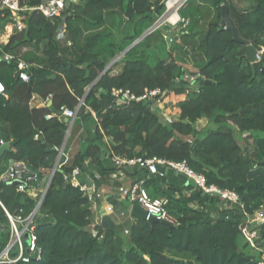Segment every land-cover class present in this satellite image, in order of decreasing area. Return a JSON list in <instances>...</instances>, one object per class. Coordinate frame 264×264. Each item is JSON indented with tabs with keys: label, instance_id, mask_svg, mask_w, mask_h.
<instances>
[{
	"label": "trees",
	"instance_id": "obj_1",
	"mask_svg": "<svg viewBox=\"0 0 264 264\" xmlns=\"http://www.w3.org/2000/svg\"><path fill=\"white\" fill-rule=\"evenodd\" d=\"M76 1L64 13L65 40L61 44L56 39L59 17L50 21L31 11L21 16L23 29L14 27L2 46L14 60L0 61L5 94L0 95V140L16 144L3 154L0 172L8 162L22 161L46 182L67 124L62 117L45 116L62 107L75 110L82 101L71 136L93 115L95 118L93 131H87L80 150L54 172L41 203L36 226L39 259L18 264H256V258L243 251L246 245L240 247L241 228L211 217L200 194L184 196L178 188L168 186L176 194L171 196L154 181H145V187L156 188L158 197L168 198L167 210L178 224L169 228L137 219L125 239L101 224L91 227L88 199L65 183L63 175L81 168L86 159L93 160L99 174L105 175L115 169L112 155L185 161L205 177L207 186L234 192L248 216L264 208V138L253 135L264 132L263 64L247 62L245 46L235 43L232 34L220 26L221 7L227 6L240 37L264 48V0H242L249 3L242 9L230 0H188L178 14L189 24L174 44L181 57H192L191 62L172 55V48L150 65L140 50L149 47L154 36L155 45L167 46L156 29L107 70L110 60L162 16L165 0ZM19 2L31 8L40 0ZM118 19L128 21L131 31L116 41L113 30ZM203 20L206 23L199 25ZM11 23L8 12L0 16L2 29ZM18 62L27 67V82L17 78ZM117 64L121 71L113 75L112 67ZM185 74L203 80L197 78L196 92L175 100L171 123L162 124L147 104L116 105L111 96L114 89H128L136 96L159 89L169 90L175 97L187 88L185 84L175 88L176 79ZM202 121L207 124L197 128ZM236 133L248 134L243 142L254 147L252 155L245 153ZM48 147L54 150L48 152ZM36 200L0 183V202L11 215L28 214ZM195 203L200 209L194 208ZM0 222H6L1 206ZM259 230V241H264V223Z\"/></svg>",
	"mask_w": 264,
	"mask_h": 264
},
{
	"label": "built area",
	"instance_id": "obj_2",
	"mask_svg": "<svg viewBox=\"0 0 264 264\" xmlns=\"http://www.w3.org/2000/svg\"><path fill=\"white\" fill-rule=\"evenodd\" d=\"M74 1L76 0H40L38 5L29 8L27 6H21L19 0H0V16L4 17L8 12L11 15L12 21L11 24L5 25L3 29L9 27L12 32L15 27L17 31H21L23 29V23L21 21L22 14L25 12L36 11L50 21L59 17L60 23L64 26H58L56 39L65 40L64 22L67 15L64 13L67 11L70 4L74 3ZM170 1H172V6L174 8L171 12L166 7V4ZM187 1L188 0H165V14H162L163 16L157 21L161 20V24L164 22L168 23L167 17L169 14L175 13L178 16V20L171 26H175L178 23L187 25V20L181 18L178 14L179 9L183 8ZM3 29L0 25V61L11 62L14 60V57L5 53L2 49V46L6 44L3 43L1 39V31ZM66 43L68 45L70 44L68 40H66ZM263 57L264 48H260V50L256 53V59L261 61ZM26 68L27 67L23 62H18L17 78L23 82H27L29 80V77L25 72ZM105 70L107 69L105 68ZM188 78L190 80H197L198 77L189 76ZM180 80L183 81L185 79L181 78ZM176 83H179L178 78L176 79ZM0 95L5 96L4 88L1 83ZM170 95L171 91H160L159 89L145 90L141 96L132 94L128 89H114L111 92V96L113 97L116 105H128L130 103L147 104L158 114V116L163 117L162 119L165 123H171L173 120L170 115ZM46 102L49 103V99H47ZM81 105L82 101L79 102L75 110L62 107L52 115H46L45 119H50L51 117L67 118L70 121L67 123V129L69 130ZM2 144L3 142L0 140V145ZM64 149L63 143L61 147L57 149L58 155L53 171L48 180L44 183L39 180L38 172L34 171L30 166L22 161H10L6 165L4 171L0 172L1 184L12 185L15 183L16 185H14V187L18 193L27 194L31 197L37 198L34 207L26 215L22 214V212L16 215H11L0 202V206L4 211L6 219L5 223L0 222V264L29 263L34 259H39L40 251L37 245L36 235L37 219L40 217V206L45 196L49 180L52 178L55 171L60 170L61 167L66 165L69 161V157L64 152ZM111 162L117 170L131 168L143 173L146 178L153 176L160 179L164 178L165 172L159 173L158 171V167L163 166L166 172H176L177 174L182 175L187 181H192L195 189L197 191H202L204 196L211 198L217 197L223 201L239 204L238 197L234 192L220 190L214 186H207L205 177L201 174L195 173L185 161L172 162L157 157L143 158L112 155ZM63 180L65 183L77 188L88 200H91L94 196L93 178L89 175H85L81 171V168L76 167L70 174L63 175ZM116 194L120 199L128 202L132 206L138 204L145 211V220L147 221L150 217H154L159 222L164 221L172 227L178 224V220L167 210L169 201L166 196L156 198L149 196L145 187V177L138 179L129 185L119 186ZM107 211L114 212V208L108 207ZM117 214L119 216H123L122 211H118ZM247 218V225L240 227L241 233L244 235L248 243L254 245V242L260 238L259 226L264 223V208L255 212L253 216L247 215ZM252 223H256L258 227L252 226ZM99 224V222H93L91 227L95 228ZM123 233L124 235H128L127 230ZM255 262L256 264H264V251H262L260 256L256 258Z\"/></svg>",
	"mask_w": 264,
	"mask_h": 264
},
{
	"label": "crops",
	"instance_id": "obj_3",
	"mask_svg": "<svg viewBox=\"0 0 264 264\" xmlns=\"http://www.w3.org/2000/svg\"><path fill=\"white\" fill-rule=\"evenodd\" d=\"M230 1L235 6H237L239 2H241V5L244 7L249 5L248 2H244L242 0H230ZM170 5L171 3L169 4V7ZM185 20H187V24H189V20L188 19ZM205 23L206 22L203 20L200 21L199 25H204ZM185 27L186 25H184L183 23H178L175 26H171L170 29L168 28L167 30L164 31V37L168 35L167 37L173 39V41L176 42L177 38H179L177 37V34H180L181 31L185 29ZM11 34L12 32L9 27L1 31V39L3 43H7L8 38L10 37ZM114 63L108 65L106 69H109ZM116 66L112 67L111 74L113 75H116L121 71L122 67L121 66L116 67ZM47 105H49V103H47ZM162 118H163L162 116H158L159 121L162 124H164L165 122H163ZM82 125L80 126L81 128L76 133L73 134V136H71V131H72L71 129L70 138L68 137L69 138L68 139L66 137V140L64 142V148H65L64 151L69 158L74 156L78 152V150H80L81 146H83L86 138L88 137L87 131L90 132L93 131V128L95 126L94 115L92 116L91 119H89L85 124ZM105 141L108 143L109 139L107 138L105 139ZM102 153H105V149H102ZM81 171L85 175H89L93 178L94 196L92 197L91 200H88L90 203V209L92 211L93 221L95 223L99 222L101 224L102 217L109 216L113 223V229L116 230L117 233L119 235H122L123 238L125 239H126V235H124L123 232L125 230L129 231L130 227L136 223L137 218L131 215L132 205L120 199L117 196L116 193H117V188L119 186L129 185L134 181L145 177V181L147 180L154 181L156 187L159 190H162L167 195L176 196L174 192L169 190L168 186H173L178 188L184 196H192L196 193L199 194L200 192L195 189L194 185H192L190 181H187L182 175H179L173 171H168V172L165 171V177L163 181H161L160 178L155 176L146 178V176H144L143 173L138 172L131 168H125L121 170L114 169L109 173H106L105 175L101 176L99 174V167L91 159H86L84 161L81 167ZM146 189L150 197L152 196H155V198L158 197L155 192L156 188H154L152 185L150 184L146 185ZM202 198L204 199V204H205L204 209L206 212H208L211 215V217L219 220H226L233 222L237 224L239 227L244 226L248 223L247 215L243 212L242 206L240 204L223 201L217 197L211 198L204 196ZM197 205L195 203V205H193L194 208L200 209V206ZM108 207H113L114 212L107 211ZM118 211H122L123 216H119L117 214ZM251 225L254 227H258L256 223H252ZM239 244L242 249L246 245L243 251L246 254L252 256L254 259L259 257L261 252L264 251V241H259V244H256V246L251 245L246 241L244 235H242Z\"/></svg>",
	"mask_w": 264,
	"mask_h": 264
},
{
	"label": "rangeland",
	"instance_id": "obj_4",
	"mask_svg": "<svg viewBox=\"0 0 264 264\" xmlns=\"http://www.w3.org/2000/svg\"><path fill=\"white\" fill-rule=\"evenodd\" d=\"M75 3H77V1H74V4ZM237 6H238V8L239 9H242L243 8V6L241 5V2H239L238 4H237ZM165 10H166V8H165ZM165 14V12L163 13V15ZM162 15V16H163ZM161 16V17H162ZM158 20V19H157ZM156 20V21H157ZM155 21V22H156ZM154 22V23H155ZM59 25H61V26H64L62 23H60ZM131 24L128 22V21H126V20H121V19H118L117 20V24H116V26H115V28H114V30H113V35H114V37H115V40L116 41H119L124 35H126V34H128L130 31H131V26H130ZM170 24H168L167 22H164V23H162L158 28H157V30L158 31H160L159 33L162 35V37H164V31L165 30H167L168 28L170 29ZM146 31V30H145ZM144 31V32H145ZM143 32V33H144ZM158 35V34H157ZM155 37V36H154ZM152 38V41H151V44H150V46L149 47H145V48H142V50H140V53H141V55L143 54L144 56H145V58H146V61L150 64V65H152V64H155L156 62H158V61H160V60H162L165 56H166V53L168 52V51H171V49L173 48H175L174 50H173V52H172V55L173 54H175V56L176 57H181V55L179 54V51H178V49H176L177 47H175V44L174 43H176V42H178V40H179V38H177V41L176 42H174V41H171V43H170V45L168 46H166V47H164V46H160V47H158V45H155L154 44V40H155V38ZM166 37L167 36H165L164 37V39L166 40ZM177 37H179V34H177ZM158 38V37H157ZM139 39V38H138ZM138 39H136L133 43H135V42H137V40ZM142 40V39H141ZM140 40V41H141ZM64 40H60L59 42H60V44L63 42ZM140 41H138V42H140ZM167 44V43H166ZM132 45V44H131ZM130 45V46H131ZM129 46V47H130ZM119 55V54H118ZM118 55H116V57L118 56ZM115 57V58H116ZM114 58V59H115ZM114 59H112V60H110L105 66L107 67L108 65H110V62L111 61H113ZM181 59H183V60H185L186 62H191L192 61V57L191 58H189V56H187V57H181ZM119 60V59H118ZM119 66H121V64H117V66L116 67H119ZM105 67V68H106ZM189 76L187 75V74H185V76H180L178 79H181V78H183V79H185V80H183V81H185V82H188V84H187V88H184V90H182V92L181 93H179V94H176L175 95V97L173 96V95H170L169 96V98L171 99V100H173V104H171L170 103V109H171V113H170V115H171V117L173 118V116H174V109H175V100L176 99H184V98H187V97H189L190 95H191V93H194V92H196L197 91V80L196 79H194V80H190L189 78H188ZM180 81H182V80H179V82ZM174 98V99H173ZM75 120V119H74ZM74 122V121H73ZM73 122H72V124H71V127H70V129L68 130V129H66V132L65 133H67V138L69 137L70 138V131H71V129H72V126H73ZM207 124V122L206 121H202V122H200V123H198L197 124V128H201V127H203V126H205ZM210 128H213V126L212 125H210L209 126ZM68 128V127H67ZM235 131H236V129H235ZM248 134L247 133H236V137H237V139H238V142H239V144H241V145H243V147H244V150H245V153L247 154V155H252L253 153H254V151H255V149H254V147L252 146V145H246V144H244V142H243V139H244V137H246ZM253 135H256V136H259V137H263L264 138V132H256V133H253ZM68 138V139H69ZM72 138V137H71ZM65 152V151H64ZM66 152H67V149H66ZM70 157H71V155H70ZM94 221H92V223H93ZM91 223V224H92ZM247 225V224H246ZM246 225H244V226H246ZM256 244H259V239L258 240H256L255 241V243H254V245L256 246Z\"/></svg>",
	"mask_w": 264,
	"mask_h": 264
},
{
	"label": "water",
	"instance_id": "obj_5",
	"mask_svg": "<svg viewBox=\"0 0 264 264\" xmlns=\"http://www.w3.org/2000/svg\"><path fill=\"white\" fill-rule=\"evenodd\" d=\"M161 25V20L153 23L140 37L139 39L137 40L140 41L141 39L145 38L147 35H149L150 33H152L154 30H156L158 28V26ZM220 26L224 27L225 29H227L231 34H232V40L235 42V43H238V44H241V45H244L245 46V50H244V57L246 59L247 62H249L250 64H255V63H259L260 61H258L256 59V53L260 50V48H256L254 47L253 45L249 44L248 41L242 39L238 33V30L236 28V25L234 23V21L230 18L229 16V11H228V8L227 6H222L221 7V11H220ZM169 33V32H168ZM167 33V34H168ZM168 36V35H167ZM171 41H173V39L169 38V37H166V43L167 45L169 46ZM137 42L133 43L130 47H128L124 52L120 53L113 61L110 62L111 63H114L116 62L118 59H120L125 52H127L130 48H132ZM261 63L263 64V67H262V71L264 72V57L261 59ZM104 72V71H103ZM202 78H198V81H201L202 82ZM207 82V81H206ZM187 85L188 82H185V81H180L176 86L175 88H180L182 85ZM90 90V88L87 90V92ZM51 104V102H49V105ZM147 108H150L149 105H147ZM63 121L67 124L69 123L70 121L67 119V118H63ZM66 137H67V133H65V138H64V142L66 140ZM43 139L40 138V141H42ZM2 142L3 144L0 145V162H1V158L3 156V154L14 147V145L16 144V141L15 142H10L8 141L6 138H2ZM63 142V143H64ZM54 149L52 147H48L47 148V151L48 152H52ZM158 171L159 173H164L165 172V168L163 166H159L158 167ZM52 179V178H51ZM51 179L49 180V183H48V186L46 188V192L47 190L49 189L50 187V183H51ZM192 183V185H194V183L192 181H190ZM16 185L15 183L12 184V186ZM46 194V193H45ZM199 194L201 195V197H204V193L202 191L199 192ZM131 215L134 216L135 218L137 219H141V220H145L146 219V213L145 211L138 205V204H135L132 206L131 208ZM150 222L152 223H157L159 222L156 218L154 217H150L149 220ZM160 223L166 227H169V228H172L171 225L167 224L166 222L164 221H160ZM101 224L106 227V228H109V229H113V223L110 219L109 216H104L102 217L101 219Z\"/></svg>",
	"mask_w": 264,
	"mask_h": 264
},
{
	"label": "bare ground",
	"instance_id": "obj_6",
	"mask_svg": "<svg viewBox=\"0 0 264 264\" xmlns=\"http://www.w3.org/2000/svg\"><path fill=\"white\" fill-rule=\"evenodd\" d=\"M171 3L170 7H169V4ZM166 7L168 10H170V12L174 9L173 6H172V1L168 2L166 4ZM168 18V23L171 24V25H174L175 22L178 20V16L175 14V13H170L169 16L167 17Z\"/></svg>",
	"mask_w": 264,
	"mask_h": 264
}]
</instances>
